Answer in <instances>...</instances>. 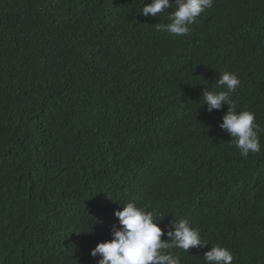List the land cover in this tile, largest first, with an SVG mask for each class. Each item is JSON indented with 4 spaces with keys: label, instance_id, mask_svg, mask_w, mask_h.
Here are the masks:
<instances>
[{
    "label": "trees",
    "instance_id": "16d2710c",
    "mask_svg": "<svg viewBox=\"0 0 264 264\" xmlns=\"http://www.w3.org/2000/svg\"><path fill=\"white\" fill-rule=\"evenodd\" d=\"M0 264H264V0H0Z\"/></svg>",
    "mask_w": 264,
    "mask_h": 264
}]
</instances>
